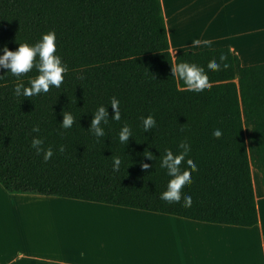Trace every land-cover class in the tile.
<instances>
[{
    "label": "trees",
    "instance_id": "obj_1",
    "mask_svg": "<svg viewBox=\"0 0 264 264\" xmlns=\"http://www.w3.org/2000/svg\"><path fill=\"white\" fill-rule=\"evenodd\" d=\"M49 30L55 31L57 54L69 69L59 88L29 98L16 95L15 84L28 86L36 68L19 78L0 68V184L6 191L201 222L257 223L251 168L259 171L264 188V62L241 65L227 46L173 57L160 0H0V53L5 45L15 50L18 43L32 44ZM212 61L219 70L208 71ZM180 62L203 68L210 89L199 95L186 91L171 71ZM112 97L119 100V120L111 118ZM100 105L109 117L98 138L88 127ZM62 112L73 115L71 128H61ZM148 114L157 123L145 132L141 121ZM125 124L132 131L127 145L118 136ZM33 125L39 133L31 131ZM217 128L220 138L212 136ZM34 135L53 148L49 161L31 148ZM185 140L191 146L187 160L197 165L182 191V197L192 198L189 207L183 199L180 204L160 200L170 181L160 167L163 153L179 155ZM114 156L121 160L117 171Z\"/></svg>",
    "mask_w": 264,
    "mask_h": 264
},
{
    "label": "crops",
    "instance_id": "obj_2",
    "mask_svg": "<svg viewBox=\"0 0 264 264\" xmlns=\"http://www.w3.org/2000/svg\"><path fill=\"white\" fill-rule=\"evenodd\" d=\"M160 2L173 57L204 49L209 42L210 48L227 46L241 65L264 62V0ZM195 41L201 47L194 48ZM251 179L257 210L252 226L55 195L10 193L0 184V264H264V188L255 168ZM49 205L98 207L155 221L93 224L57 219L48 224L49 212L64 214L62 209L49 210Z\"/></svg>",
    "mask_w": 264,
    "mask_h": 264
},
{
    "label": "clouds",
    "instance_id": "obj_3",
    "mask_svg": "<svg viewBox=\"0 0 264 264\" xmlns=\"http://www.w3.org/2000/svg\"><path fill=\"white\" fill-rule=\"evenodd\" d=\"M206 48H210L211 44L206 42L204 45ZM194 48L201 47L199 41L193 43ZM225 57L221 55L220 60L223 61ZM227 67V65H224ZM36 68L38 75L28 81V86H25L23 82L16 83L14 86V93L16 95H22L25 98L36 96L41 93L49 91V87L53 86L59 88L64 80V74L69 69L65 63H62V58L57 54L56 33L54 30L42 32L40 38L32 43H18V47L15 50H11L5 45L0 53V68L10 72L13 76L19 78L22 74L28 73ZM220 64L216 61H212L208 65V71L219 70ZM174 76H178L183 81V85L186 91L199 95L210 89L208 77L205 74L203 68H199L196 65L186 62L177 63L171 69ZM111 108L113 110L111 118L113 120L120 119L119 100L116 97H112L110 101ZM63 119L60 122V126L63 129L71 128L74 123V117L71 113L62 112ZM107 107L100 105L93 112L90 126L88 127L91 134L96 137H103L105 130L102 127V123L108 122ZM142 126L145 132L156 127V119L152 114L142 117ZM31 131L33 133H39L40 128L38 125H33ZM185 129H180V134L183 135ZM222 131L217 128L213 129L212 136L220 138ZM119 141L125 145L128 144V138L132 136V131L129 125L125 124L119 131ZM30 146L33 148L37 155L42 154L44 162L50 160L54 155V150L51 146L44 147V140L39 135H34L31 138ZM60 153L65 151L63 145H59L57 149ZM179 155L174 156L169 150H165L161 158L160 167L166 171V175L170 178L167 185V190L160 196V200L166 204H180L183 199V205L189 207L192 203V198L188 194H184L182 197L183 189L190 185L192 182V173L197 171V165L187 160L191 153V146L187 140L181 142L178 146ZM152 158L151 155H145ZM121 160L119 157H113L112 167L114 171L119 170ZM190 169L191 171L182 170L181 166ZM142 167L147 169L150 167L148 163H143Z\"/></svg>",
    "mask_w": 264,
    "mask_h": 264
},
{
    "label": "rangeland",
    "instance_id": "obj_4",
    "mask_svg": "<svg viewBox=\"0 0 264 264\" xmlns=\"http://www.w3.org/2000/svg\"><path fill=\"white\" fill-rule=\"evenodd\" d=\"M55 206H58V207H55ZM55 206L49 205L48 208L49 210L62 209V212L64 214L59 215L58 213L49 212V217L52 216V218H48L47 220L49 221L48 224L57 223L58 222L57 219H61L59 220V222H67V221L73 220L75 222H85V223H93V224L95 223H121V222L138 223V222L155 221L147 217L130 215L128 213H123L121 211L110 212L108 209H101V208L97 209L98 207H96V209H87V208H78L76 206H71V205H55ZM67 208H70V209H67ZM102 208H106V207H102ZM113 210H119V209H113ZM92 211H99V212L92 213ZM115 214H121V215H115ZM67 215H69V217ZM129 217H133L135 219H132ZM73 221H71V223H73Z\"/></svg>",
    "mask_w": 264,
    "mask_h": 264
},
{
    "label": "bare ground",
    "instance_id": "obj_5",
    "mask_svg": "<svg viewBox=\"0 0 264 264\" xmlns=\"http://www.w3.org/2000/svg\"><path fill=\"white\" fill-rule=\"evenodd\" d=\"M99 212V211H98Z\"/></svg>",
    "mask_w": 264,
    "mask_h": 264
}]
</instances>
